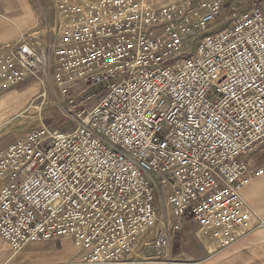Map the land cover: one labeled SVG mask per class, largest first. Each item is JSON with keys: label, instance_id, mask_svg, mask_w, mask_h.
<instances>
[{"label": "built area", "instance_id": "obj_1", "mask_svg": "<svg viewBox=\"0 0 264 264\" xmlns=\"http://www.w3.org/2000/svg\"><path fill=\"white\" fill-rule=\"evenodd\" d=\"M52 3V31L0 51V93L51 62L83 111L72 132L29 129L0 151V238L66 237L84 263L121 264L142 241L168 251L188 219L221 249L250 233L242 191L264 167L241 158L264 144V0ZM74 83L97 91L90 111Z\"/></svg>", "mask_w": 264, "mask_h": 264}, {"label": "rangeland", "instance_id": "obj_2", "mask_svg": "<svg viewBox=\"0 0 264 264\" xmlns=\"http://www.w3.org/2000/svg\"><path fill=\"white\" fill-rule=\"evenodd\" d=\"M182 1L177 0L173 5H178ZM238 9H241V5H238ZM54 20L55 14L52 0H0V51L6 49V46L13 41L18 40L15 44L19 43L23 34L27 31L47 35L49 31L54 29ZM223 28L224 26H220L216 30ZM195 44H185V52H192ZM53 69L50 62L47 69L38 74V76L26 80L11 89L12 91L9 90V94L12 95L8 96L7 100L17 97L22 99L23 93L28 92L30 97L21 100L23 106L27 104L25 107L22 106L23 109L21 111L32 108L25 111L23 116H13L14 119L0 129V151L22 139L29 129L45 126L52 130L57 129L69 133L78 127L80 123L78 115L83 111V108H75V105L68 103L66 97L61 93V87L54 81ZM69 86L77 99H88V102H85L88 111L97 104L98 94L96 95L97 91L92 87H88L83 83L69 84ZM27 94L25 93L24 95L26 96ZM7 100L0 101V126L11 119L10 115L18 112L17 110L15 112L14 109L16 107L10 106L6 102ZM259 147H264V144ZM156 211L159 218L163 215L170 217L171 212L166 204V196L157 195ZM193 230V226L187 228L189 234H193ZM198 231L199 229L197 233ZM182 233L180 232V235ZM143 243L145 242L142 241L135 248L134 253L127 258L126 261L128 262L121 264L172 263V261L170 262L172 255L167 257L166 251L158 252L150 242L148 244ZM177 246V239H175L173 247L171 246L172 251Z\"/></svg>", "mask_w": 264, "mask_h": 264}, {"label": "crops", "instance_id": "obj_3", "mask_svg": "<svg viewBox=\"0 0 264 264\" xmlns=\"http://www.w3.org/2000/svg\"><path fill=\"white\" fill-rule=\"evenodd\" d=\"M176 1L153 0L156 8L173 5ZM17 41L9 43L6 47L14 45ZM10 91L0 93V101L11 96ZM25 93H23L21 100L30 97L29 93L26 96ZM26 105L23 106L21 103L18 112H21V109ZM15 115L16 113L10 116ZM261 145L263 144L256 146L249 153L250 155L241 158L253 170L264 167V147H259ZM1 186L0 180V188ZM242 197L259 219L250 233L230 247L221 249L213 240L203 237L199 231L197 233L199 226L196 221L184 220L182 229L173 239V243L177 239V248L173 251L172 248L166 251L167 257L172 255L170 259L172 263L169 264H264V175L253 179L243 189ZM191 226L194 227L193 234H189L187 231V228ZM180 232L183 233L180 235ZM0 264L87 263L83 262L82 255L76 250L73 240L63 237L52 241L31 243L19 251L14 250L9 243L0 238Z\"/></svg>", "mask_w": 264, "mask_h": 264}, {"label": "bare ground", "instance_id": "obj_4", "mask_svg": "<svg viewBox=\"0 0 264 264\" xmlns=\"http://www.w3.org/2000/svg\"><path fill=\"white\" fill-rule=\"evenodd\" d=\"M152 1H153V0H152ZM153 6L155 7V2H153ZM5 99L7 100L8 97L5 98ZM3 101H4V100H3ZM6 102H8L10 106H14V107H16V108L14 109L15 112L19 111L18 109H19L20 106H21V99H20L19 97H17V98H11V99L7 100ZM6 102H5V103H6ZM5 107H6V106H5ZM31 108H32V107H31ZM31 108H28L27 110H24L23 112H22V111H21V112H17L16 115H17V116H18V115L23 116V115H24V112H25V111H28V110L31 109ZM16 110H17V111H16ZM9 117H10V116H9ZM5 119H6V118H5ZM13 119H14V117H13V118L11 117V119H10V120H7L6 122H4L3 125L1 124L0 129H1L3 126H5L7 123L11 122Z\"/></svg>", "mask_w": 264, "mask_h": 264}]
</instances>
